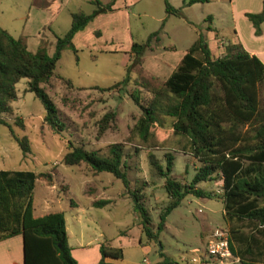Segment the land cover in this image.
Masks as SVG:
<instances>
[{"label":"rangeland","instance_id":"374dc122","mask_svg":"<svg viewBox=\"0 0 264 264\" xmlns=\"http://www.w3.org/2000/svg\"><path fill=\"white\" fill-rule=\"evenodd\" d=\"M168 1L179 8V13L165 12L163 0H115L111 10L95 15L73 35L75 52L68 47L60 50L54 76L42 85L57 107L64 123L62 130L55 132L42 121L43 107L31 91L24 89L25 78L15 82L16 97L9 102L11 111L2 114L15 134L27 137L30 150L22 155L9 134V126L0 123V168L52 173V187L39 178L34 180L33 213L62 210L67 241L78 262L85 249L86 260L92 259L95 245L104 242L120 248V264H145L143 258L153 264L161 258L159 250L174 264H200L192 257L204 249L214 229L229 225L239 226L243 232L251 229L244 222H231L224 217L222 199L215 195L221 191V181L214 174L213 178L196 183L209 190L210 197L186 194L165 215L156 237L148 238L119 178L105 170L94 172L83 162L61 161L67 140L97 149L100 155L106 154L108 143L121 142L128 188H139L152 231L168 197L162 187L163 179L155 174L148 155L163 165L164 153H170V174L180 182L190 180L199 162L190 153L188 137L175 132L171 126L173 117L157 109L148 134L141 138L132 129L140 108L129 92L137 87L140 100L146 101L150 97L147 89L162 86L198 32L212 53H217L224 41L234 38L231 5L230 0L196 1L183 6L181 0ZM94 8L91 0H0V27L21 38L27 49L42 46L50 54L55 36L68 28L71 12L88 13ZM207 15L209 19L205 18ZM153 30H158V39L152 44L157 43L142 52L139 65L129 67V80L117 87L99 88L123 76L126 65L131 64L130 41L143 42ZM63 78L69 79L71 86ZM108 109L115 112L113 126L97 134V119ZM17 118L21 119V126L14 122ZM104 198L109 201L92 204ZM79 236L86 246H76ZM225 260L206 264H239L232 258Z\"/></svg>","mask_w":264,"mask_h":264},{"label":"trees","instance_id":"16d2710c","mask_svg":"<svg viewBox=\"0 0 264 264\" xmlns=\"http://www.w3.org/2000/svg\"><path fill=\"white\" fill-rule=\"evenodd\" d=\"M91 1L95 4L92 11L71 12L69 26L63 34L55 36L50 54L42 46L27 49L21 38L0 27V123L9 126L2 114L11 111L9 102L16 97L15 82L25 78L24 89L31 91L43 107L42 121L55 132L63 129L57 107L42 84L54 76L55 61L63 47L76 51L73 35L95 15L111 10L115 0ZM196 1L205 0H181V5ZM163 4L165 12L179 13V8L173 7L168 0H163ZM244 15L251 22L254 33L259 32V24L264 18V0L258 11L244 12ZM205 18L209 19L210 15ZM206 28L209 29V25ZM157 32L150 31L143 42L130 41L131 64L126 65L120 79L99 88L117 87L127 82L129 67L139 65L142 52L157 43L152 44V40L158 39ZM63 81L71 86L69 79L63 78ZM136 85L142 86V83L136 82ZM147 90L150 97L146 101L140 100L137 87L129 92L131 100L140 108L132 129L144 138L156 119L155 111L161 109L173 117V130L188 137L190 153L199 162L190 180L180 182L170 174L173 158L170 153H164L163 165L152 154L148 155L155 174L163 179L162 187L168 197L158 214L154 231L149 227V214L141 201L139 188H128L121 142L108 143L106 154L100 155L97 149L67 140L61 161L64 164L83 162L94 172L105 170L119 178L148 238L156 237L163 227L165 215L186 194L210 197V191L196 183L217 174L221 191L215 195L222 199L224 217L231 222H244L243 225L251 228L243 232L239 226L229 225L232 254L238 256L239 264L264 263V64L235 38L224 41L221 49L212 53L204 36L198 32L164 78L162 86ZM114 115L111 109L104 111L97 119V134L113 126ZM14 122L22 125L20 118ZM8 130L22 155L28 153L27 137L15 134L10 126ZM36 178L53 184L52 173L48 171L0 168V238L21 235L22 264H76L67 243L62 210L36 215L32 211V189ZM108 201L104 198L94 200L92 204ZM98 252L99 258L93 264H106V256L116 258L121 255L119 247L104 242L99 243ZM158 254L161 258L154 264H174L160 250Z\"/></svg>","mask_w":264,"mask_h":264},{"label":"crops","instance_id":"0c3cea01","mask_svg":"<svg viewBox=\"0 0 264 264\" xmlns=\"http://www.w3.org/2000/svg\"><path fill=\"white\" fill-rule=\"evenodd\" d=\"M230 5L234 38L240 42L242 47L248 53L256 55L264 64V20L260 22V32L258 34H254L251 22L244 15V12L258 11L261 7V0H230ZM214 34H216V32H214ZM220 42L222 41L220 40ZM44 185L52 187L53 184L45 183ZM65 232L66 237L68 239V232L66 229ZM75 241L76 246L78 247L86 246V244H82V239L80 236ZM88 241L89 240H87L86 242ZM67 243L70 247V254L75 259L76 264H93L99 258L98 244H96V252L94 257L90 260H86L87 258L85 249L82 253L79 254L80 262H78L76 256L72 252V245L68 241ZM235 256L238 258L237 255ZM143 259L145 264H149L145 258ZM104 261L106 262V264H120V261L122 262V258L121 255L120 257L116 258L106 256L104 258ZM0 264H22V248L20 234H13L0 238ZM262 264L264 263L262 262Z\"/></svg>","mask_w":264,"mask_h":264},{"label":"built area","instance_id":"2783aa9c","mask_svg":"<svg viewBox=\"0 0 264 264\" xmlns=\"http://www.w3.org/2000/svg\"><path fill=\"white\" fill-rule=\"evenodd\" d=\"M192 251H197V248H193ZM231 258L235 261L238 260L229 248V233L228 229L224 227L214 229L208 237L204 249L197 256L192 257L200 264H206L210 260L222 262Z\"/></svg>","mask_w":264,"mask_h":264}]
</instances>
